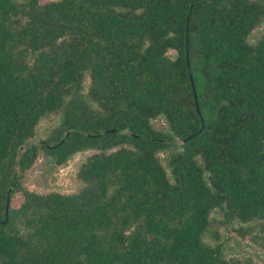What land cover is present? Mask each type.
<instances>
[{
	"label": "trees",
	"instance_id": "trees-1",
	"mask_svg": "<svg viewBox=\"0 0 264 264\" xmlns=\"http://www.w3.org/2000/svg\"><path fill=\"white\" fill-rule=\"evenodd\" d=\"M261 25L264 0H0V264H256L203 235L215 209L264 233ZM86 150L78 190L25 186Z\"/></svg>",
	"mask_w": 264,
	"mask_h": 264
},
{
	"label": "rangeland",
	"instance_id": "rangeland-1",
	"mask_svg": "<svg viewBox=\"0 0 264 264\" xmlns=\"http://www.w3.org/2000/svg\"><path fill=\"white\" fill-rule=\"evenodd\" d=\"M21 1V0H17ZM41 2L47 0H40ZM264 26L256 27L249 35V42L255 43L263 33ZM173 56L175 52L170 51ZM59 117L49 114L38 124L36 128L35 141L44 138L48 132L58 124ZM152 125L160 130H167V126L162 118L152 120ZM178 141V140H177ZM179 142V141H178ZM93 150H86L74 153L64 164L55 165L50 159L40 154L27 171L25 176V186L35 192L60 191L70 193L80 188V183L76 179V171L80 162L92 153ZM167 152H159L160 159L169 172L166 165ZM200 163V159H198ZM22 200V195L17 193L13 198V205H18ZM213 219L212 232L203 235V239L214 245L219 243L226 258H251L256 264H264V246H262L260 231V221L257 219L249 223H239L237 220H226L224 224H219L225 220L221 209L211 212ZM214 233L218 234V239L214 238Z\"/></svg>",
	"mask_w": 264,
	"mask_h": 264
},
{
	"label": "water",
	"instance_id": "water-1",
	"mask_svg": "<svg viewBox=\"0 0 264 264\" xmlns=\"http://www.w3.org/2000/svg\"><path fill=\"white\" fill-rule=\"evenodd\" d=\"M188 15H190V12L188 13ZM193 94H194V99H195V106H196V111H197V114L200 116V111H199V106H198V101H197V97H196V94H195V91H194V88H193ZM200 120H201V127L198 131L190 134L188 137L185 138V141L196 136L204 127V120L201 118L200 116ZM8 205H9V202L8 200L6 201V209H5V215H7L8 213Z\"/></svg>",
	"mask_w": 264,
	"mask_h": 264
}]
</instances>
